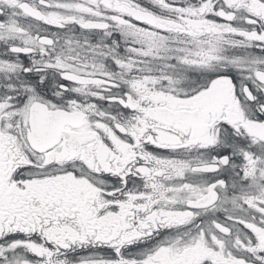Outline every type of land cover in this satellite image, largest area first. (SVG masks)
<instances>
[{"label":"snow or ice","instance_id":"snow-or-ice-1","mask_svg":"<svg viewBox=\"0 0 264 264\" xmlns=\"http://www.w3.org/2000/svg\"><path fill=\"white\" fill-rule=\"evenodd\" d=\"M0 264H264V0H0Z\"/></svg>","mask_w":264,"mask_h":264}]
</instances>
